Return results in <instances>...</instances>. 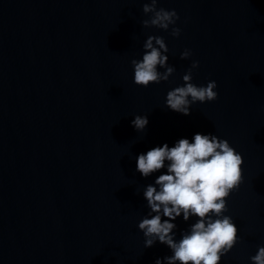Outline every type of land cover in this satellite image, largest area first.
Segmentation results:
<instances>
[{
  "label": "water",
  "instance_id": "obj_1",
  "mask_svg": "<svg viewBox=\"0 0 264 264\" xmlns=\"http://www.w3.org/2000/svg\"><path fill=\"white\" fill-rule=\"evenodd\" d=\"M145 3L0 0V264L170 255L159 242L144 247L143 191L159 173L143 177L136 158L196 132L227 139L244 160L225 213L239 240L220 264H252L264 246V0H158L177 12L179 37L144 27ZM150 35L164 38L175 72L143 87L131 61ZM193 60V83L215 80L218 98L183 115L166 95ZM137 114L148 117L143 132L131 124ZM194 222L178 218L177 238Z\"/></svg>",
  "mask_w": 264,
  "mask_h": 264
},
{
  "label": "clouds",
  "instance_id": "obj_2",
  "mask_svg": "<svg viewBox=\"0 0 264 264\" xmlns=\"http://www.w3.org/2000/svg\"><path fill=\"white\" fill-rule=\"evenodd\" d=\"M158 0L143 5L150 14L142 21L144 27L171 28V35L179 37L175 27L179 16L173 10L157 8ZM142 59L131 61L134 83L148 87L168 81L175 68L168 64V47L163 37L150 35L143 44ZM192 56L190 49L181 53V59ZM199 61L193 60L183 75V85L167 92L165 106L177 113L189 115L192 105L211 102L218 98L217 82L207 85L193 83V69ZM160 69H163L161 71ZM147 115L137 114L131 121L137 132L148 125ZM244 160L227 139L214 133L196 132L191 138L182 137L172 146L164 143L140 153L136 170L145 178L156 173L154 183L146 185L143 197L149 209L138 224L144 235V247L157 242L166 245L170 255L158 257L155 264H220L239 240L238 228L232 217L226 215L227 198L242 183ZM166 170V171H161ZM188 222L195 218L177 238L178 218ZM252 264H264V246H259L250 257Z\"/></svg>",
  "mask_w": 264,
  "mask_h": 264
}]
</instances>
